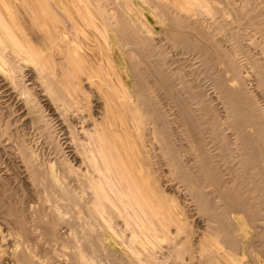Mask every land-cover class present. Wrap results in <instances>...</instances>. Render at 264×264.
Wrapping results in <instances>:
<instances>
[{
  "label": "bare ground",
  "instance_id": "obj_1",
  "mask_svg": "<svg viewBox=\"0 0 264 264\" xmlns=\"http://www.w3.org/2000/svg\"><path fill=\"white\" fill-rule=\"evenodd\" d=\"M135 1L0 0V264H264V2Z\"/></svg>",
  "mask_w": 264,
  "mask_h": 264
},
{
  "label": "rangeland",
  "instance_id": "obj_2",
  "mask_svg": "<svg viewBox=\"0 0 264 264\" xmlns=\"http://www.w3.org/2000/svg\"><path fill=\"white\" fill-rule=\"evenodd\" d=\"M133 1H135V0H133ZM137 1V3H139V6L141 7V9H142V12H143V14H144V16H145V18L147 19V21H148V23L157 31L158 29H159V27H160V23H159V20L155 17V18H153L154 16H153V14H154V11H153V9L149 6L148 7V5H145V4H140V2L138 1V0H136ZM135 1V2H136ZM236 1V4L238 3V5H239V2H240V0H235ZM251 1V4L254 6L255 4H258L259 5V3H261V2H264V0H250ZM253 2H255V4L253 3ZM262 5V4H261ZM256 6V5H255ZM144 8H146V9H144ZM152 10H151V9ZM150 12H149V11ZM257 12L259 11V9H257L256 10ZM147 12V13H146ZM153 14H152V13ZM255 15H256V13H254ZM254 14H253V16H254ZM251 15V14H250ZM245 21L246 20H243L242 22L243 23H245ZM154 23V24H153ZM253 23H255L256 24V26L254 27L255 29H256V31H259L260 33H258V34H256L254 37H253V39L255 40L256 39V43H260V44H262L263 42V38H261V35L262 34H264V17H258V18H256L254 21H253ZM159 24V25H158ZM240 33L242 34V37H241V41H240V45L242 46V49H243V52L244 53H246L247 55H251L253 58H261L260 57V46H262V45H260V46H257V45H255L254 44V40H252L250 37H251V35H254V32L252 31V28L251 27H249V28H246L245 29V31H240ZM253 41V42H252ZM229 44L228 43H226L225 44V46H228ZM263 45H264V43H263ZM262 56V55H261ZM264 56H262V58H263ZM177 58H179V59H181V62L180 63H184L185 65H189V64H195V65H197L198 63H197V60H195L194 58H190V56H187L186 58H185V56L183 57H181V56H178ZM186 71H188L189 70V68H186L185 69ZM188 78H190V76H188ZM199 78V77H198ZM4 82H2V83H0V86L3 84ZM196 83L197 84H199L200 86H202V87H206V88H208L207 87V85H208V83L205 81V80H203L201 77H200V79H197V81H196ZM6 89H3V90H0V94L1 93H3L4 91H5ZM210 92V91H209ZM8 94V96H7V94ZM4 95H0V97H2V99H0V103H2V102H5L4 104H3V106H9V105H11L12 104V99H10L9 98V92H6ZM13 103H16L15 102V100H14V102ZM7 104V105H6ZM20 103H16V105H19ZM76 122H78V121H76ZM76 128H79L80 127V124H77L76 126H75ZM182 129V128H181ZM177 131H179V129L177 130ZM176 134H177V132H176ZM177 136H179V134H177ZM61 139L62 138H64L65 139V136H61L60 137ZM64 139H62L61 140V143H63L62 144V148H63V151H65L64 153H65V155H67V157L68 158H70L72 155H73V153H72V150L70 149V148H68L69 147V143L67 142V141H65ZM183 143H185V142H183ZM6 157V158H5ZM8 158V159H7ZM1 159H3V160H5V161H8L9 160V162L12 160V157L11 158H9L8 156H1ZM7 159V160H6ZM76 159H77V156H76ZM71 160H73L72 158H71ZM74 163V165L75 166H77L78 165V162H75V161H73L72 162V164ZM1 167V166H0ZM2 172H4V171H2ZM161 174V176H160V181L162 182L161 184H162V187L168 192V193H170V194H173V196H175L176 197V200H178L179 199V203L181 204V205H184L183 207L185 208V210L187 211V213H188V215L190 216L191 215V219L192 220H194L193 221V226H196V227H194L195 228V230H197V226H198V228H202L204 225H205V223H204V218H206V217H201V214L199 215V214H197L196 213V210H194V203L192 202V200H190V196L189 195H187V193H186V190H185V187H183V185L181 186V183H178L179 181H177V179H175V177L174 178H172L173 177V175L172 174H169L168 173V170H167V167H165V166H163V167H161V172H160ZM172 175V176H171ZM175 180V181H174ZM184 202V203H183ZM188 207V208H187ZM257 242H259V240L257 239ZM256 245H257V243H256ZM259 245H260V242H259ZM258 246V245H257ZM164 252H165V250H163Z\"/></svg>",
  "mask_w": 264,
  "mask_h": 264
}]
</instances>
